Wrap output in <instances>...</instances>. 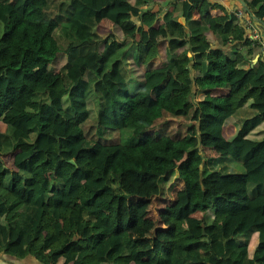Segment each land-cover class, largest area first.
<instances>
[{
    "label": "trees",
    "instance_id": "trees-1",
    "mask_svg": "<svg viewBox=\"0 0 264 264\" xmlns=\"http://www.w3.org/2000/svg\"><path fill=\"white\" fill-rule=\"evenodd\" d=\"M244 1L264 22V0ZM249 33L209 0H0V250L264 264V42ZM174 170L159 228L133 236L124 194L151 200Z\"/></svg>",
    "mask_w": 264,
    "mask_h": 264
},
{
    "label": "rangeland",
    "instance_id": "rangeland-1",
    "mask_svg": "<svg viewBox=\"0 0 264 264\" xmlns=\"http://www.w3.org/2000/svg\"><path fill=\"white\" fill-rule=\"evenodd\" d=\"M117 28H118L117 25L108 21L105 22L102 21L98 27V29L101 32L109 31V30H113L114 32H116ZM156 52L157 51L155 50V48L152 47L148 51L145 60H149L153 58L152 56L158 54V52L157 53ZM156 55L154 56L155 58ZM158 57L160 59V54L158 55ZM63 58H64L63 54L58 55L57 65L60 64V62H62ZM126 136L127 134L124 133L123 138H125ZM212 152L217 153L216 150L215 151L213 150ZM229 163L235 164L239 169V171L243 170V167L241 166L240 163L236 161L234 163L233 161L230 160ZM224 180H228V179L219 178L215 181L216 184L219 186V188L222 189L224 188V186L222 185ZM163 185L164 187L161 193L153 196L151 200L147 199V201L145 200L143 202L142 200H138L136 198L137 195H129L127 193L124 194L126 196L123 197L120 205L122 206L125 212L124 215L125 221L126 222L135 221L130 229V232L133 236L149 238L153 235L154 229L159 228V225L161 223V221H159L158 219L159 218L158 212L160 210L159 207L162 208L165 207V205H167L170 202L175 190L181 185L177 179L175 170L173 172L171 171V173L166 177V180L164 181ZM162 225L164 226L163 223ZM150 241L151 239H149L148 241L146 240V243H149Z\"/></svg>",
    "mask_w": 264,
    "mask_h": 264
},
{
    "label": "crops",
    "instance_id": "crops-1",
    "mask_svg": "<svg viewBox=\"0 0 264 264\" xmlns=\"http://www.w3.org/2000/svg\"><path fill=\"white\" fill-rule=\"evenodd\" d=\"M209 2H211L212 4L214 2H217V4L221 5V12H222V14L226 10L229 11V10H232L233 8H235V7L240 6L239 0H209ZM260 39L264 42V31H261ZM258 56H259V54L256 53L253 56V58H252V62H255L257 60ZM227 131L228 130H226V132ZM141 238H144V237H141ZM256 241H257L256 233H253L252 236H251V239H250L249 249H251V250L253 249ZM0 264H44V263L41 262L34 255H30L29 254V255H26V256H23V257H17V256H14L12 254H9V253H6V252L0 250Z\"/></svg>",
    "mask_w": 264,
    "mask_h": 264
},
{
    "label": "built area",
    "instance_id": "built-area-1",
    "mask_svg": "<svg viewBox=\"0 0 264 264\" xmlns=\"http://www.w3.org/2000/svg\"><path fill=\"white\" fill-rule=\"evenodd\" d=\"M234 12L235 15L240 18L243 19L247 22V24L250 26V33L249 35L251 37H256L260 39V32H259V28L257 26H254L251 22V16L245 11V9L240 5L238 7L234 8Z\"/></svg>",
    "mask_w": 264,
    "mask_h": 264
},
{
    "label": "water",
    "instance_id": "water-1",
    "mask_svg": "<svg viewBox=\"0 0 264 264\" xmlns=\"http://www.w3.org/2000/svg\"><path fill=\"white\" fill-rule=\"evenodd\" d=\"M239 2H240V4H241V6L247 11V13H248L253 19L259 21L260 23H262V24L264 25V22H262V21L260 20V18H259L257 15H255L254 13H252V12L250 11V9L248 8V6H247V4L245 3L244 0H239ZM69 161L74 162V159L71 158V159H69Z\"/></svg>",
    "mask_w": 264,
    "mask_h": 264
}]
</instances>
